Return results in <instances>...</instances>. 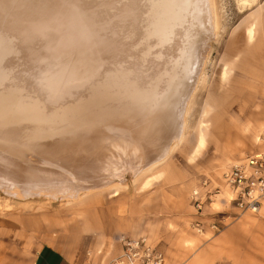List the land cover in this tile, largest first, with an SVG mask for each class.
<instances>
[{"label": "rangeland", "instance_id": "374dc122", "mask_svg": "<svg viewBox=\"0 0 264 264\" xmlns=\"http://www.w3.org/2000/svg\"><path fill=\"white\" fill-rule=\"evenodd\" d=\"M212 1L218 27L210 37L203 34L201 76L185 105V90L177 95L170 128L160 130L156 142L149 145L137 134V154L120 143L116 150L107 145L112 152L107 148L101 155L99 148L86 149L89 141L82 133L88 130L79 127L82 120L56 117L35 125L16 114L15 106L7 117L0 113L1 248L5 243L11 249L33 247L53 236L85 254L87 262L96 259L101 246L96 254L109 263L121 253L122 237H147L165 253L167 264H264V203L259 214H237L223 181L232 165L264 152V0ZM251 24L252 40L246 31ZM227 68L232 71L224 78ZM69 112L82 115L86 109L77 105ZM5 118L12 119L7 121L11 128L18 121L9 134L4 133ZM201 132L206 143L196 153ZM117 133L104 138L127 139L126 133ZM150 178L151 185L143 188ZM195 192L203 199L202 210L195 206ZM23 219L30 233L41 234L38 238L21 236ZM214 224L219 231L212 229Z\"/></svg>", "mask_w": 264, "mask_h": 264}, {"label": "bare ground", "instance_id": "6f19581e", "mask_svg": "<svg viewBox=\"0 0 264 264\" xmlns=\"http://www.w3.org/2000/svg\"><path fill=\"white\" fill-rule=\"evenodd\" d=\"M217 27L212 0H0V113L7 117L15 106L16 114L35 125L56 117L82 120L86 149L107 153V145L113 150L120 143L137 154V134L149 145L156 142V134L170 128L177 95L185 90L183 104L188 102L201 76L203 34L210 37ZM246 31L254 39V24ZM77 105L86 112L73 116L69 109ZM9 118L6 134L20 120L13 118L11 128ZM114 128L127 139L110 138ZM200 134L196 153L206 143V134ZM152 182L146 180L143 188Z\"/></svg>", "mask_w": 264, "mask_h": 264}, {"label": "built area", "instance_id": "2783aa9c", "mask_svg": "<svg viewBox=\"0 0 264 264\" xmlns=\"http://www.w3.org/2000/svg\"><path fill=\"white\" fill-rule=\"evenodd\" d=\"M223 181L229 196L228 203L237 210V214H259L264 203V152L251 154L232 165L223 174ZM193 199L196 208L202 210L204 202L199 192L194 193ZM196 228L203 233L200 223ZM212 229L219 231L215 224ZM120 242L122 251L109 264H167L165 253L147 237H122Z\"/></svg>", "mask_w": 264, "mask_h": 264}, {"label": "crops", "instance_id": "0c3cea01", "mask_svg": "<svg viewBox=\"0 0 264 264\" xmlns=\"http://www.w3.org/2000/svg\"><path fill=\"white\" fill-rule=\"evenodd\" d=\"M158 178V177H157ZM227 193V191H225ZM27 222V223H26ZM23 223L21 229V236L25 239H29L30 236L39 237L41 234L30 233L28 227V221ZM26 223V224H25ZM30 234V235H29ZM42 242L36 243L35 246L30 247L25 245H12L7 243L3 244L1 248L0 244V264H109V258H105L104 255H97L96 252L101 250V246L94 252V258L92 262L86 261V255L77 251L72 246H64L60 243V240L53 236H45L42 238ZM103 248V247H102ZM104 254L109 252V248L103 249ZM101 251V252H103ZM100 252V251H99ZM108 255V254H107ZM108 257V256H107ZM104 259V260H103ZM106 259V260H105Z\"/></svg>", "mask_w": 264, "mask_h": 264}]
</instances>
